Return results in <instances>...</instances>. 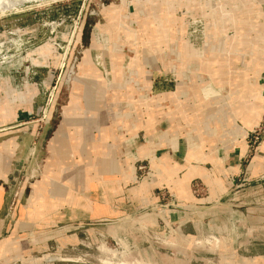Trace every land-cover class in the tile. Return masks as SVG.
I'll return each mask as SVG.
<instances>
[{
	"label": "crops",
	"instance_id": "crops-1",
	"mask_svg": "<svg viewBox=\"0 0 264 264\" xmlns=\"http://www.w3.org/2000/svg\"><path fill=\"white\" fill-rule=\"evenodd\" d=\"M100 14L105 22L94 23L84 40L87 45L83 46L69 97L61 105L47 141L39 142L42 133L49 131L50 121L46 120L45 126L29 121L32 113L39 116L43 109L38 87L29 86L16 94L6 90L0 98V130L5 131L0 133V260L20 252L23 245L27 249L29 241L36 246L62 239L70 231L74 234L69 241L78 243L83 229L101 228L116 238L132 231L158 238L171 231L174 238L179 236L186 243L191 225L202 237V228L220 221L227 209L234 219L241 216L240 209L249 204L235 203L231 187L237 174L249 171L258 177L256 180L264 179L260 155L253 167L243 164L252 126L243 125L236 113L240 106L242 110L251 106L247 107L245 100L237 107L236 91L230 90V102L221 113L220 101L210 97L217 93L218 80L231 73L217 65V56L210 49L203 56L198 54L188 34H183V23L177 29L181 38L166 39L164 51H152L157 54L145 59L138 54L126 55L117 40H122L121 35L132 37L129 26L125 31L123 17L108 20L104 7ZM164 15L174 20L171 17L164 25L152 15L148 24L135 20L139 30L149 32L153 24V30L165 26L174 31L178 17L172 12ZM84 36L82 28L77 43H82ZM46 47L47 54L55 49L50 44ZM44 50L39 49L38 57L48 59ZM49 75L55 78V68ZM206 79L210 83L205 86ZM15 122L20 126L13 130ZM20 137L24 138L22 143ZM32 139L33 147L40 148L14 212L19 215V225L6 230L4 216L10 192ZM140 163H147L150 172L139 180ZM195 180L208 188L207 201L194 195ZM263 187L259 185L261 198L255 202H262ZM160 189L175 197L176 204L162 201L157 195ZM223 198L227 202H221ZM258 224L254 231L246 227L244 241L238 242L234 253L245 258L252 253L253 243L264 242L263 220ZM254 261L263 263L260 258ZM252 263L243 260V264Z\"/></svg>",
	"mask_w": 264,
	"mask_h": 264
},
{
	"label": "rangeland",
	"instance_id": "rangeland-1",
	"mask_svg": "<svg viewBox=\"0 0 264 264\" xmlns=\"http://www.w3.org/2000/svg\"><path fill=\"white\" fill-rule=\"evenodd\" d=\"M49 1L43 4L33 2L18 11L0 14V98L4 97L6 90L12 89L16 94V92H25L29 86H36L40 91L38 101L43 108L48 106V110L51 111L53 105L61 107L65 104L69 97L64 90L66 73L76 56L79 57L78 62L80 61L93 24L105 22L100 14L103 7L108 20L123 17L125 31L128 29L129 35L132 36L121 35L122 40L120 38L117 40L122 45L123 53L138 54L142 59L157 54L152 51L161 52L167 49L165 40L169 37L174 40L176 36L179 38L181 33L177 29L181 26L180 23H183L182 27L185 28L183 34H188L196 52L203 56L205 50L210 49L217 56V65L228 72L231 71L226 75L229 76L228 78L217 79L219 87L215 88L217 93L210 96L220 101L221 113L227 109L230 102L228 95L230 90L236 91L237 107L245 100L246 106H251L250 109L244 106V110L240 106V111L236 113L243 125L252 126V131L257 132L259 136L258 143L247 152L243 164L245 167L249 164L253 167L256 156L260 155L264 165V147H262L264 146V0H137L136 3L133 2L134 0ZM145 11L151 12L148 15ZM166 12L170 15L172 12V15L178 17V23L173 27L174 31L165 26L162 28L158 26V29L153 30V24L149 32L144 31L143 28L139 30L138 21L135 19H139L141 24H148L152 15L154 21L164 25L172 21L171 17L174 20L173 16H165ZM205 26L209 28L205 29ZM82 28L85 39H82V43L80 41L77 43ZM151 39L152 41H149ZM154 40H157L158 45H154ZM208 43L212 45L207 46ZM47 44L55 48L51 49V51L55 50L53 54L51 51L47 54V50H44L47 49ZM39 46H41L39 49H43L47 54L48 59L38 57L41 56L37 54ZM216 60L213 59L214 62H217ZM147 66L149 67V63ZM54 68L53 79L49 74ZM75 77L76 75L72 83ZM169 78L174 80L170 73ZM204 81L205 86L209 85V79ZM232 83H235V87L229 85ZM40 118L42 119V112L39 116L32 113L29 121H34L36 124L39 121L44 124L46 121ZM18 126L20 122L13 123V130ZM4 132L0 130V133ZM34 145L33 142L32 146ZM25 162V168L10 192L11 196L4 216L6 230L10 227L15 229L19 225V215L16 216L14 212L18 207L28 171L34 166L33 156H29ZM142 164L147 168L145 171H139V165L137 166L139 180L150 172L149 165ZM257 178L249 171L235 176L232 191L230 190L235 193V203L249 204L240 209L241 216L237 220L233 218V213H227V209L222 213L220 221L211 222L209 226L208 223L202 228L204 232L202 237L197 235L191 225V235H186L189 242L184 243L178 235L174 238L171 231L162 233L158 238L150 237L142 231H132L116 238L113 234H111L113 237L109 236L108 232L101 228L83 229L79 231L78 243L69 241V236L74 234V231L67 232L62 239H50L48 242L36 245L37 247L31 245L29 241L27 249H25L26 245H23L20 252L7 255L0 260V264H243L244 259L251 260L254 262L252 264H264V242L260 245L253 243L252 253L246 254L245 258L240 252L234 253L233 249L239 241H244L247 226L254 231L255 227L259 226L260 219L264 222V197L262 202H258L262 193L259 185L264 186V179L256 180ZM205 187L201 181L192 182L194 195L207 201L208 188ZM17 188H20V193L18 191L19 196L14 198ZM160 192L158 190V196ZM160 198L166 202L175 199L172 196ZM256 200L258 201L255 202ZM221 202H227V198H223ZM245 220H248L247 223ZM199 230L201 231V228ZM234 238L238 240L235 241ZM154 240L162 244H155ZM26 250L27 252H24ZM257 258L263 260V263L254 261Z\"/></svg>",
	"mask_w": 264,
	"mask_h": 264
},
{
	"label": "water",
	"instance_id": "water-1",
	"mask_svg": "<svg viewBox=\"0 0 264 264\" xmlns=\"http://www.w3.org/2000/svg\"><path fill=\"white\" fill-rule=\"evenodd\" d=\"M37 0H0V13L2 12H9V11H12L16 8H20V7H23V6H27L29 4H32L33 2H35ZM79 60V57L76 56L67 73H66V76H65V80H64V90L67 91V93L70 91V87L72 85V80L74 78V76L76 75V69H77V62ZM59 113H60V107L59 106H55L54 105L52 106V110L49 111V117L47 119V122H49V131L45 132V133H42L43 135H41L40 137V143H44L45 141H47V138H48V135L50 134L51 130L54 128V125L55 123L58 121L59 119ZM46 122V124H47ZM32 130V129H31ZM30 133L32 131H29ZM23 136L26 135V132H23L22 134ZM21 140H19V142L22 143V140L24 139L23 137H20ZM33 139L31 140V142L29 143V146L26 150V155L23 156L21 162H20V167H19V172H18V176L17 178L19 177L20 173L23 171V169L25 168V164H26V160H28L29 156H33V163H35V160L39 154V148H40V145L33 147L32 146V143H33ZM31 171V168L30 170L28 171V174L30 173ZM27 174V176H28Z\"/></svg>",
	"mask_w": 264,
	"mask_h": 264
},
{
	"label": "built area",
	"instance_id": "built-area-1",
	"mask_svg": "<svg viewBox=\"0 0 264 264\" xmlns=\"http://www.w3.org/2000/svg\"><path fill=\"white\" fill-rule=\"evenodd\" d=\"M52 23H54V22H52ZM48 105V104H47ZM49 111L50 110H48V106L47 107H44L43 108V110H42V119L40 118V120H43V121H46L47 120V117H48V115H49ZM258 140H259V136H258V133L257 132H255V131H252V132H250V134L248 135V137H247V141H248V145H249V150H250V148L251 147H253V146H255L257 143H258ZM147 168V166L145 165V164H140L139 166H138V169H139V171H141V170H143V171H145V169ZM198 185H200V184H198ZM18 189V188H17ZM197 189V188H196ZM18 191H19V193H20V188L15 192V194H14V198H17L19 195H18ZM161 192L159 193V195H160V197H162V198H166L167 196L168 197H171L170 195H169V192H167L166 190H160ZM170 202H172V204L174 205L176 202H175V199H170Z\"/></svg>",
	"mask_w": 264,
	"mask_h": 264
},
{
	"label": "bare ground",
	"instance_id": "bare-ground-1",
	"mask_svg": "<svg viewBox=\"0 0 264 264\" xmlns=\"http://www.w3.org/2000/svg\"><path fill=\"white\" fill-rule=\"evenodd\" d=\"M47 1H49V0H37V1H35V2H38V3H41V4H43V3H45V2H47ZM50 2V1H49ZM48 3V2H47ZM22 8H24V6L23 7H20V8H16V9H14V10H12V11H18V10H20V9H22ZM27 8V7H26ZM9 12H11V11H9ZM5 13H7V12H1L0 14H5ZM1 16V15H0ZM255 87V86H254Z\"/></svg>",
	"mask_w": 264,
	"mask_h": 264
}]
</instances>
